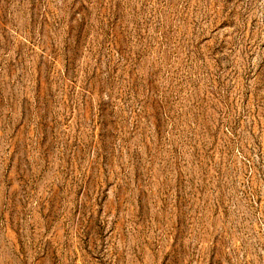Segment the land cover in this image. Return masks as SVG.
Here are the masks:
<instances>
[{
    "label": "rangeland",
    "instance_id": "rangeland-1",
    "mask_svg": "<svg viewBox=\"0 0 264 264\" xmlns=\"http://www.w3.org/2000/svg\"><path fill=\"white\" fill-rule=\"evenodd\" d=\"M0 264H264V0H0Z\"/></svg>",
    "mask_w": 264,
    "mask_h": 264
}]
</instances>
